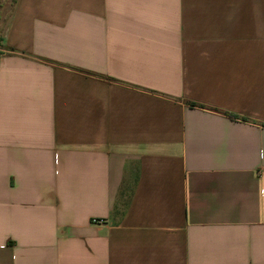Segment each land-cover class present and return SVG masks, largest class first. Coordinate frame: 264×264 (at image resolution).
Wrapping results in <instances>:
<instances>
[{"label":"crops","instance_id":"0c3cea01","mask_svg":"<svg viewBox=\"0 0 264 264\" xmlns=\"http://www.w3.org/2000/svg\"><path fill=\"white\" fill-rule=\"evenodd\" d=\"M2 1L0 264H264V0Z\"/></svg>","mask_w":264,"mask_h":264},{"label":"rangeland","instance_id":"374dc122","mask_svg":"<svg viewBox=\"0 0 264 264\" xmlns=\"http://www.w3.org/2000/svg\"><path fill=\"white\" fill-rule=\"evenodd\" d=\"M14 3L2 1L0 2V44L4 39L10 18L13 14Z\"/></svg>","mask_w":264,"mask_h":264},{"label":"trees","instance_id":"16d2710c","mask_svg":"<svg viewBox=\"0 0 264 264\" xmlns=\"http://www.w3.org/2000/svg\"><path fill=\"white\" fill-rule=\"evenodd\" d=\"M232 117H236L235 115H231Z\"/></svg>","mask_w":264,"mask_h":264},{"label":"built area","instance_id":"2783aa9c","mask_svg":"<svg viewBox=\"0 0 264 264\" xmlns=\"http://www.w3.org/2000/svg\"><path fill=\"white\" fill-rule=\"evenodd\" d=\"M95 222H98L97 220H95Z\"/></svg>","mask_w":264,"mask_h":264}]
</instances>
